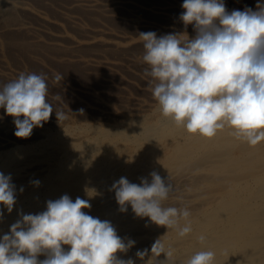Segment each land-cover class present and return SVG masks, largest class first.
I'll list each match as a JSON object with an SVG mask.
<instances>
[{"label":"bare ground","instance_id":"6f19581e","mask_svg":"<svg viewBox=\"0 0 264 264\" xmlns=\"http://www.w3.org/2000/svg\"><path fill=\"white\" fill-rule=\"evenodd\" d=\"M40 1L47 12L29 0H0V11L8 17L20 12L13 24L0 28V88L20 73H33L35 67L40 72L35 69L34 73L46 76L47 100L54 107L49 120L35 127L28 138L14 135L13 117L0 108V172L11 176L16 195L11 213L0 205V237L21 214L40 213L47 201L67 194L73 201L87 200L91 207L83 211L110 221L125 242L135 241L126 252L117 253L119 259L131 258L135 264H186L195 252L210 250L215 253L213 264H264V141L250 145L227 124L210 138L189 133L161 114L149 85L152 78L146 74L150 66L142 56L132 58L134 51L145 53L141 32L150 30L158 37L171 33L161 30L156 20L178 26L180 32L173 33L195 36L193 26L177 18L184 11L183 1L175 5L178 0H172L168 6L165 0L163 6H156L150 0L142 4L139 0H70L71 9L83 6L94 16L105 11L114 22L132 29L117 25L121 31H115L114 24L112 29L91 22L87 26L74 9V15L65 10L49 16L55 0ZM246 2L253 6L258 0H224L229 12L243 11ZM30 19L49 29L32 25ZM8 49L24 54L20 58L13 51L14 62ZM122 56L128 57V63L121 62ZM57 70L79 81L57 82ZM134 83L149 100L132 97ZM57 95L61 100L54 99ZM55 110L64 111L67 119L58 121ZM152 172L173 187L162 206L190 212L187 221L180 220L181 227L190 223L192 228L183 238L175 229L137 217L130 205L126 212L120 211L112 184L121 177L137 184L141 178L150 182ZM35 180L40 181L38 186L32 183ZM158 239L165 252L172 250L170 258L151 253ZM145 249L144 258L136 256Z\"/></svg>","mask_w":264,"mask_h":264},{"label":"clouds","instance_id":"9594fccd","mask_svg":"<svg viewBox=\"0 0 264 264\" xmlns=\"http://www.w3.org/2000/svg\"><path fill=\"white\" fill-rule=\"evenodd\" d=\"M181 7L179 19L193 26L194 37L139 34L143 60L150 66L146 69L152 78L149 85L161 114L204 137L215 136L227 124L250 145L264 141V0H258L256 10L229 12L224 0H183ZM54 79L59 82L63 77L56 74ZM47 95L44 74L20 73L0 88V108L13 117L17 138L30 137L35 127L49 120L54 107ZM55 113L58 121L67 119L64 111ZM150 176V182L141 178L137 184L121 177L112 184L120 211L126 212L130 205L137 217L175 229L183 238L192 228L190 223L181 227L180 220L187 221L190 212L162 206L173 187L156 172ZM32 183L38 186L40 181ZM15 203L11 176L0 172V205L11 213ZM90 207L87 200L73 201L65 194L47 201L40 213L21 214L0 237V264H135L131 258L117 256L135 241L125 242L110 221L83 211ZM199 239L203 242L205 237ZM151 253L173 255L171 249L165 252L160 239ZM147 254V249L138 250L136 256L142 259ZM40 255L45 259H38ZM214 257L213 251L200 250L186 264H213Z\"/></svg>","mask_w":264,"mask_h":264},{"label":"rangeland","instance_id":"374dc122","mask_svg":"<svg viewBox=\"0 0 264 264\" xmlns=\"http://www.w3.org/2000/svg\"><path fill=\"white\" fill-rule=\"evenodd\" d=\"M30 1V3L33 5V6H35L36 8L38 7V9H40V8H43L46 12H47V9L45 8V6H41L42 4H41V1L40 0H33V2H32V0H29ZM38 1V2H37ZM58 1V2H57ZM55 0L54 1V5L53 6H51L50 7V9H49V11H48V14H50L49 16H52V15H61L63 12H65V10H66V12H68V13H71V14H73L74 12H71L73 9L75 10V11H77L78 12V14H76V13H74L75 15H78V16H80V17H83V20L81 19V21L86 25V24H88L87 26H89V25H91V23H93V25L92 26H94V24H96V25H99V27H107V25L112 29V26L111 25H113V29H114V27H115V31H121V30H123V29H121L120 27H118L117 25H120V26H123V27H125L126 25L124 24V23H116V21L114 22L111 18H109L107 15H106V12L105 11H101L100 12V15H103L102 16V19H101V16L98 14L97 16H94V14L93 15H89V14H87L86 13V9H84V7L83 6H80V8L78 9V8H70V6H69V3H70V0H61L60 2H59V0ZM62 1H64L65 3H68V4H65L64 2H62ZM138 1V0H137ZM145 1H148V0H139L138 2H145ZM150 1H153L154 2V4L156 5V6H163L164 5V3H166V1H168L167 3H166V5H170L169 3H173V1L172 0H150ZM171 1V2H170ZM175 1V0H174ZM178 1H181V2H178ZM178 1H175L173 4H175V5H178V4H180V3H182V1L183 0H178ZM57 2V3H56ZM82 2H88V0L87 1H85V0H82ZM36 3V4H35ZM41 5H40V4ZM59 3H60V5H59ZM62 3V4H61ZM99 3H103V2H99ZM141 3V4H142ZM157 3H159V4H157ZM160 3H161V5H160ZM56 4V5H55ZM104 4V3H103ZM163 4V5H162ZM67 5V7H65ZM154 5V6H155ZM255 5H257V4H255ZM255 5H248V3L246 2V5H245V7H243V10L246 8V7H249V8H253V9H255L256 8V6ZM41 6V7H40ZM55 6H58V7H60L59 9H58V7H55ZM225 6L226 7H228L229 8V6H228V4H226L225 3ZM54 7V8H53ZM65 7V8H64ZM105 7V6H104ZM82 8V9H81ZM43 9H41V10H43ZM52 10V11H51ZM84 10V11H83ZM56 11V12H55ZM16 11H13V13H14V15H10L9 17L6 15V14H8V13H2L1 11H0V16L3 18V19H1V17H0V28H2V27H6V26H8V25H10V24H13L14 22H15V20L18 18V17H20L18 14H20V12H16ZM62 12V13H61ZM83 12H85L86 13V16H87V18H86V16H84L85 15V13H83ZM119 12V13H118ZM82 13V14H81ZM2 14H4V17H3V15ZM17 14V15H16ZM73 14V15H74ZM116 14H118V15H120V14H122V12H120V11H117L116 12ZM6 15V16H5ZM89 15V16H88ZM98 16H100V18L98 17ZM176 16V15H175ZM6 17H8V18H6ZM11 17H12V19H11ZM14 17H16V19L14 18ZM80 17H78L79 19H80ZM95 17H98V18H95ZM107 19H106V18ZM146 17V18H145ZM14 18V19H13ZM86 18V19H85ZM91 18V20H88V19H90ZM143 18L145 19V20H150V21H155V19H153V18H149L148 16H145V15H143ZM178 19H179V17H177ZM7 19V20H6ZM11 19V20H10ZM105 19V20H104ZM152 19V20H151ZM10 20V21H9ZM31 20V19H30ZM37 20V19H36ZM36 20H34V19H32L31 20V22H32V25L34 24L36 27L38 26V27H40L41 28V26H42V28L44 29V28H46L47 29V27L45 26V25H43L41 22H39L38 20H37V22H36ZM88 20V21H87ZM95 20H96V22H95ZM98 20V21H97ZM102 20H104V22L102 21ZM2 21V22H1ZM4 21V22H3ZM6 21V22H5ZM85 21V22H84ZM88 23H87V22ZM100 21V22H99ZM105 21H107V22H105ZM158 21V22H157ZM31 22H29V24H31ZM36 24H35V23ZM89 22H91V23H89ZM156 22L158 23V24H160L159 26H160V28H161V30H165V31H167V32H171V33H173V32H180L179 30V28H177L178 26H176V25H169V27L168 26H166L167 24H164V22H162V21H159V20H156ZM104 25H102V24ZM112 23V24H111ZM161 24H163V25H161ZM109 27H107L108 29H109ZM171 27H173V28H171ZM175 27V28H174ZM126 28V30H132L130 27H125ZM169 28V29H168ZM187 28V27H186ZM46 29H44V30H46ZM48 29H49V27H48ZM47 29V30H48ZM51 29V28H50ZM170 30V31H168V30ZM150 30H146V31H143V32H149ZM18 48V47H17ZM15 52L16 51V53H14V55H17V57H20L22 54H24L21 50H13V49H11V51H10V49H8V54L11 56H9L10 58H11V60L12 61H14L15 62V58L14 57H12V52ZM10 52V53H9ZM18 52H19V54H18ZM29 52V51H28ZM141 51H139V50H137V51H134V57L132 56V58H137V59H139V56H142L140 59L141 60H143V51L141 52L142 53V55H140L141 53H140ZM28 55H29V53H28ZM23 56V55H22ZM22 56L20 57V58H22ZM125 56V55H124ZM124 56H122L123 57V59L121 60V62H123V63H128V57H127V59H126V57H124ZM16 57V56H15ZM121 57V58H122ZM136 59V60H137ZM126 60V61H125ZM144 62V61H143ZM145 63V62H144ZM146 64V63H145ZM11 65V67H13V68H16V66H15V64H10ZM122 68H124V66H122ZM29 69H31V68H29ZM35 69H36V71H35ZM35 72H40L39 70H37V68H35V67H33L32 69H31V71L34 73V71ZM63 70V69H62ZM62 70H57L56 71V73H54V74H61V72H62V74H61V76L63 77V79H65L64 81L65 82H69V84H75L77 81H79L78 79L76 80V79H72V77L70 76V75H67V73H65V71H62ZM123 69H120V71H122ZM103 72H105V71H103ZM106 74H108V72H105ZM121 73H124L127 77H130L131 76V74L130 73H125L124 71L123 72H121ZM37 74V73H36ZM65 75V76H64ZM109 75H110V73H109ZM130 75V76H129ZM142 76L143 77H145L143 74H142ZM70 77V78H69ZM138 77H140L141 78V82L143 83V77H141L140 75L138 76ZM131 78V77H130ZM130 78H127V79H130ZM140 78H138V80L136 81V84H137V86L139 85H142V83L139 81L140 80ZM63 79L61 80V81H63ZM69 80V81H68ZM145 80V79H144ZM63 81V82H64ZM73 81H75V82H73ZM81 81V80H80ZM83 81V80H82ZM64 82V83H65ZM71 82V83H70ZM73 82V83H72ZM85 82V81H84ZM83 83V82H82ZM139 83H141V84H139ZM79 84H81V83H79ZM130 84V83H129ZM131 85H133V84H131ZM134 86H135V83H134ZM132 86H130V88H131ZM131 89H133V90H131V95H132V97L134 96V94H136V96H134V98H142V96H143V93L142 92H140L139 91V89L135 86V87H132ZM138 89V90H137ZM53 91V90H52ZM140 92V93H139ZM138 93V94H137ZM138 96V97H137ZM141 96V97H140ZM146 96V97H145ZM143 99H146V100H149L148 98H147V95H145L144 94V96H143Z\"/></svg>","mask_w":264,"mask_h":264}]
</instances>
